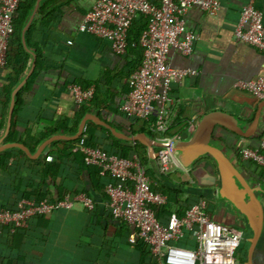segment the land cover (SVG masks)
I'll use <instances>...</instances> for the list:
<instances>
[{"label":"crops","instance_id":"crops-1","mask_svg":"<svg viewBox=\"0 0 264 264\" xmlns=\"http://www.w3.org/2000/svg\"><path fill=\"white\" fill-rule=\"evenodd\" d=\"M48 1L49 7L60 5L61 11L56 13L54 20L49 21L43 19L39 12L33 24L34 29L30 30L31 39L29 33V45L38 53V59L35 71L28 85L20 92L16 106L18 108L20 105L16 117L20 135L26 138L30 134L45 132L47 128L66 120L72 126L78 111L69 87L77 83L97 89L99 100L94 106L90 105L89 112L98 110L101 120L128 136H134L126 132L132 130V119L122 115L121 106L130 93L132 75L143 64V50L129 49L126 54L117 55L110 42L80 32V24L98 0H45L44 4ZM154 1L156 4L160 3V0ZM247 1L230 0V5L223 7L216 16L195 7L184 17L187 30L197 37L196 49L189 57L173 51L169 56V64L178 69H191L196 74L173 85L170 101L172 126L169 137L184 134L183 140H190L201 120L216 111L229 113L241 121L251 122L255 119L261 101L235 88L237 81H250L264 76V53L235 37L239 12ZM257 5L264 19V0H257ZM24 52L26 55H20L18 64L0 68V131L5 125L6 109L12 90L30 64L31 56L25 50ZM89 126L101 127L94 123H89L87 128ZM101 128L102 134L105 135L108 131L112 135L106 128ZM59 132L73 135L78 131ZM215 133L223 139L222 142L214 140L215 143L238 167L248 184L253 189L264 188L263 170L259 171L257 166L242 159L238 148L240 136L227 133L223 128H218ZM10 136L7 142H15L9 141ZM115 139L124 145L136 144ZM244 139L245 146L252 148L258 147L264 140ZM70 142L73 141L54 143L53 150L45 158L58 150V144L63 143L62 147H65ZM45 158L39 160L43 161ZM150 168L157 175L160 174L154 163L151 162L148 169ZM180 172L183 181L178 180L179 183L174 179L170 183L164 178L167 176L163 175L155 183L157 191L165 185L178 193L169 195L172 197L169 206L171 211H163L159 207L160 216L164 217L169 213L181 214L200 198H210V210L215 205L213 210L208 211L210 218L246 235L238 257L247 264L248 254L245 248H250L248 242L254 237L253 227L247 224L243 212L236 205L220 197L221 176L214 162L204 158L193 167L185 171L181 169ZM206 173L209 182L202 184L198 177L202 176L207 180ZM90 180L91 178H87V187L92 189ZM45 190H49V186ZM236 190L244 191L238 183ZM11 194V180L4 176L0 165V210L12 201ZM262 194L258 193V197L264 202ZM54 195L58 201L59 195L56 191ZM92 196L101 209L95 214L82 208L60 210L30 222L29 227L25 228L28 232L18 233L24 229H5L2 232L5 233L4 238L0 239V256L2 253L8 256L23 251L27 255L26 264H151L150 259L143 256V251L124 245L128 235L127 224L111 217L110 211L105 209L107 202L103 203L98 194L92 191ZM219 204L223 205L221 211L218 209ZM254 209V218L257 220V206L254 205ZM254 264H264V231L254 254Z\"/></svg>","mask_w":264,"mask_h":264},{"label":"built area","instance_id":"built-area-1","mask_svg":"<svg viewBox=\"0 0 264 264\" xmlns=\"http://www.w3.org/2000/svg\"><path fill=\"white\" fill-rule=\"evenodd\" d=\"M229 5L230 0H160L159 4L154 0H98L80 24V32L110 42L114 53L124 55L133 23L141 16L149 18V27L140 39V46L144 48L143 64L132 75L131 91L121 111L128 118L149 122L151 129L160 135L157 141L166 144L157 149L163 176L182 166L174 145L183 141L184 134L166 136L172 126V88L176 82L196 74L191 69H178L169 64L173 51L189 57L196 49L197 37L187 30L184 17L195 7L216 16ZM21 6L22 0H0V68L7 65L8 49L15 33L14 19ZM235 37L264 53V19L257 0H248L241 7ZM235 88L264 100V76L237 81ZM69 89L78 112L96 93L95 87L84 89L77 84ZM245 141L242 137L238 139L243 161L264 171V140L255 148L246 147ZM78 151L88 166L113 179L114 182L106 187L109 201L105 209L110 211L112 218L127 224L129 247L136 248L140 243L148 245L157 264H242L238 252L244 234L210 218V198H200L183 213H171L161 219L156 211L159 207L171 211L172 197L154 189V179L138 155L124 159L116 153L90 146L86 140L80 142ZM96 206L97 201L85 193L56 202L22 200L17 203L16 210L0 212V234L5 229L28 228L35 217L78 207L94 210ZM187 232L194 233L196 249L179 246Z\"/></svg>","mask_w":264,"mask_h":264},{"label":"trees","instance_id":"trees-1","mask_svg":"<svg viewBox=\"0 0 264 264\" xmlns=\"http://www.w3.org/2000/svg\"><path fill=\"white\" fill-rule=\"evenodd\" d=\"M37 0H22V6L20 7L19 11L17 12L14 25H15V33L12 37V40L9 45L8 49V58H7V65H15L18 64V60L21 54L26 55L22 46H21V33L23 25L34 7ZM49 2H46L40 11L41 17L46 20H54V16L57 12L61 11V6L56 5L55 7H49ZM38 22H36L37 24ZM49 23V22H48ZM150 20L147 17L141 16L137 19L130 31L128 36V49H135L140 50L142 49L144 52V48L140 46V39L142 34L148 29ZM35 25L32 27L34 29ZM133 37V38H131ZM31 39V33H30ZM144 60V58H143ZM77 84V83H74ZM78 85V84H77ZM84 89H89L92 86L80 85ZM97 91V89H96ZM131 91V89H130ZM99 98H97V94L95 93V97L84 104L83 109L76 114V117L73 119V125L70 126L68 124L69 121H64L63 123H59L58 125L49 127L46 129L45 132L41 133H34V135L30 134L26 138L24 135H20L18 131V124H17V113L19 111V107L16 108L14 113V121H13V129L9 141H15L19 143L25 144L29 147L32 151H35L38 145L41 143L42 140L45 138L52 136L59 132L60 130L67 131L70 133H76L79 128V124L83 117L86 115L87 112L91 110L90 105L94 106V103L97 104ZM122 115H124L122 113ZM132 130L131 132L126 131L128 134L137 135V134H149L153 139H160V135L155 133L150 125L149 122L144 120H135L132 119ZM103 128L101 127H93L89 126L86 130V133L77 141H73L67 143V146L62 147L63 143L58 144V150L54 153H50L43 161L41 160H31L25 153L20 150H12L7 153H4L0 156L1 161V169L4 176H7L11 180V199L12 201L8 204L4 205L3 210H16V205L19 201L22 200H29V201H36L41 202L45 199L50 201H56L54 192L58 193V200H63L68 196L75 197L80 194H87L90 197L92 196V191L95 194H98L103 203L109 201V197L106 193V187L109 183L114 182L112 178L106 176H102L99 170L95 167L88 166L84 161L83 155L78 151L80 142L82 140H86L90 146H93L98 149H102L104 151L110 153H116L121 158L124 159H131L134 155H138L142 161V163L146 167H150L151 162L149 159V153L147 147L142 145L141 143H136L135 145H124L122 142L116 140L108 131L104 135L102 134ZM225 132L233 134L225 130ZM167 137L170 135L167 134ZM215 140L223 141L221 138L222 136L217 135L215 133L214 136ZM264 139V136L262 137ZM208 159H213L211 157H205ZM204 159V158H203ZM201 159V160H203ZM199 160V161H201ZM198 161V162H199ZM214 162V161H213ZM215 165V163H214ZM216 167V165H215ZM217 169V167H216ZM260 171L261 169L257 167ZM150 173L156 183L159 181V176L161 174H156L155 171L150 168ZM262 171V170H261ZM264 172V171H263ZM87 173V174H86ZM262 173V172H261ZM264 177V174L262 175ZM87 178H91V188L87 187ZM166 181L172 183V178L164 177ZM264 185V182L262 183ZM49 186V190H45V187ZM90 187V186H89ZM154 189L157 191L156 187ZM92 190V191H91ZM91 191V192H90ZM166 195L174 196L177 193V190L168 189L165 185L160 189V191ZM190 207V206H189ZM215 207L212 206L211 210ZM210 207L208 211H211ZM89 213H97L101 211L100 206L97 204L96 209L94 210H87ZM157 209V214L160 216V213ZM164 211V210H163ZM170 215V213H169ZM167 216H160L161 219L167 218ZM211 216V215H210ZM44 216L35 217L31 220V222H35ZM29 230L24 229L20 230L19 232H28ZM5 233L0 234V239L4 238ZM129 236V229L128 235L125 239L124 245L127 248H131L127 245V240ZM250 244V242H248ZM247 243H245L246 245ZM251 245V244H250ZM179 246H183L188 249H196V240L195 235L193 232H187L186 238L179 244ZM132 249V248H131ZM135 250H140L144 252L146 258L150 259L151 264H157L155 258L151 253V249L148 245L144 243H140ZM248 249L245 248L246 254H248ZM26 254L23 251H18L16 255L13 253L3 254L0 256V264H26ZM247 256V255H246ZM246 262L242 259V264Z\"/></svg>","mask_w":264,"mask_h":264},{"label":"water","instance_id":"water-1","mask_svg":"<svg viewBox=\"0 0 264 264\" xmlns=\"http://www.w3.org/2000/svg\"><path fill=\"white\" fill-rule=\"evenodd\" d=\"M44 2L45 0H37L22 28V47L31 56V59L27 70L22 74L19 82L11 93V100L6 109L5 125L0 131V154L18 149L25 153L30 159L39 160L40 158H45V156L53 150L54 143L60 141H77L84 135L87 125L89 123H94L95 125L109 130L112 135L119 140L133 143L138 142L147 147L149 159L155 164L157 172L160 173L158 165L159 153L157 149L165 147L166 144L153 139L149 134L128 136L101 120L98 115V110L89 112L84 116L76 134L69 135L59 132L42 141L35 152L22 143L7 142L11 134L13 117L18 104L19 94L28 85L29 79L36 68L38 53L29 45V33ZM218 128H223L246 139L255 140L262 138L264 136V100L259 103L258 111L253 121H241L229 113L221 111L212 112L206 115L196 126L195 133L190 140L178 141L174 145L176 157L184 169L193 167L199 160L205 157H211L213 159L217 171L221 176L220 197L236 205L253 227L254 237L249 241L251 245L247 264H254V254L264 231V203L258 197V193L264 194V188L253 189L243 177L238 167L225 154L224 150L215 143L214 136ZM236 183H238L244 191H237ZM246 195L252 199L258 208L259 216L257 220L254 218L253 211H251L249 204L243 199Z\"/></svg>","mask_w":264,"mask_h":264},{"label":"rangeland","instance_id":"rangeland-1","mask_svg":"<svg viewBox=\"0 0 264 264\" xmlns=\"http://www.w3.org/2000/svg\"><path fill=\"white\" fill-rule=\"evenodd\" d=\"M182 169V171H185V169L182 167V166H180V167H175L174 169H173V171L167 176L168 178L170 177V178H172V180L174 179V180H177V183H179V181H183L182 179H183V176L180 174L181 172H180V170ZM180 169V170H179ZM208 173H206V175H207ZM209 176L207 175V180L206 179H204V177H202V176H200V177H198V181L200 182V183H208L209 182V178H208ZM179 180V181H178ZM172 182V181H171ZM157 188V187H156ZM158 189V188H157ZM172 193H170V195H171ZM223 205H221V204H219V206H218V209L221 211L222 210V207ZM78 208H80V207H78Z\"/></svg>","mask_w":264,"mask_h":264},{"label":"flooded vegetation","instance_id":"flooded-vegetation-1","mask_svg":"<svg viewBox=\"0 0 264 264\" xmlns=\"http://www.w3.org/2000/svg\"><path fill=\"white\" fill-rule=\"evenodd\" d=\"M240 189V188H239ZM261 196H263L264 197V195L262 194ZM244 201L246 202V203H248L249 204V206H250V208H251V211H256L255 209H254V205H255V203L252 201V199L248 196V195H246L245 197H244ZM264 203V202H263ZM255 207H256V205H255ZM240 210V209H239ZM241 211V210H240ZM246 218V217H245ZM247 220V219H246ZM247 222H248V220H247ZM248 225H251L249 222L247 223ZM247 225V226H248ZM244 234V233H243ZM245 236L246 235H244V238H245Z\"/></svg>","mask_w":264,"mask_h":264}]
</instances>
